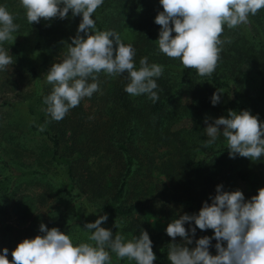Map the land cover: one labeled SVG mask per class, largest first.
<instances>
[{
	"label": "clouds",
	"instance_id": "9594fccd",
	"mask_svg": "<svg viewBox=\"0 0 264 264\" xmlns=\"http://www.w3.org/2000/svg\"><path fill=\"white\" fill-rule=\"evenodd\" d=\"M163 11L158 12L154 22L160 26L157 40L159 50L167 57L178 59L184 68L195 69L201 77H210L221 59L224 43V26L228 29L247 25L249 15H256L264 8V0H159ZM104 0H20L29 24L41 19H66L69 13L80 16L77 34L68 44L65 58L53 63L46 73V83L52 85L43 103L45 111L54 121H61L70 109L79 106L84 98L98 92V74L109 76L127 74L128 83L124 91L131 96L147 94L153 102L159 99L156 79L164 72V66L149 64L147 57L139 61L136 68V50L131 43L125 44L113 30H96L92 18ZM19 25L6 6L0 5V72H7L14 64L9 50L2 45L14 42L13 33ZM83 33V35H81ZM175 33V35H173ZM91 81V82H89ZM222 90L212 94L211 103L220 102ZM205 147L214 144L219 136L227 140L230 158L236 156L258 160L264 157V123L249 110L239 113L228 111L208 123L205 118ZM47 123V122H46ZM222 126V130H221ZM43 127L41 131H43ZM217 185L211 203L203 202L196 214H183L171 221L166 234L171 238L167 258L170 264H264V187L246 200L241 190L224 191ZM108 219L107 213L94 222L85 223L83 231L89 233L87 242L74 243L70 235L57 227L39 225L40 233L17 244L7 259L9 250L0 254V264H112L111 254L118 260L127 258L135 264H153L157 259L152 250V241L146 230L140 229L138 236L126 238L115 235L110 229L101 227ZM123 220L114 223L122 227ZM185 224L190 226L186 229ZM194 224L195 227H191ZM211 229L213 236L193 240L196 229ZM181 242L177 243L176 238ZM216 254L210 253L212 240ZM194 247H188L192 245Z\"/></svg>",
	"mask_w": 264,
	"mask_h": 264
},
{
	"label": "trees",
	"instance_id": "16d2710c",
	"mask_svg": "<svg viewBox=\"0 0 264 264\" xmlns=\"http://www.w3.org/2000/svg\"><path fill=\"white\" fill-rule=\"evenodd\" d=\"M161 11L159 0H104L92 17L96 30L120 33L123 27L129 26L133 33L131 44L136 50L134 63L137 69L142 57H147L149 64L164 66L163 74L156 79L159 96L156 102L147 94H127L124 91L128 83L126 73L109 76L101 72L98 74L100 90L91 98L82 99L79 106L70 109L59 122L51 119L45 111L47 105L43 103L52 89H43L35 100L34 109L29 107V112L34 115L32 127L40 130L53 144L46 156L55 165L63 167L62 172L69 181V187L62 188L66 196L72 190L85 192L86 186L98 199L96 205L114 217H126L137 208L129 201V186L132 177L139 174L145 164L139 163L141 157L147 160L144 178L150 173L149 180L155 171L165 175L170 187H178L180 183L187 189L201 192L209 185H223L216 166L222 165L224 157L228 156L227 142L216 141L205 147L204 142L209 137L199 135L191 123L200 122L207 111L227 115L229 110L237 113L249 110L264 123L263 100L259 96V90L264 88V8L254 16L249 15L247 25L233 29L224 26L221 39L231 42L224 43L221 59L210 77L199 76L195 69L184 68L180 60L169 58L159 50L160 26L154 19ZM80 21V16L73 17L69 13L66 19L54 18L45 24L43 20L38 24L27 21V24L37 33L39 41L35 46L40 55L51 58L63 48L68 38L77 34ZM217 89L223 93L220 102L213 106L211 97ZM183 121H190L191 127L175 129ZM196 135L198 140H193ZM63 142L68 144L67 153L61 150ZM162 146L167 150L162 151L161 156L168 155V158L159 161L156 150ZM196 148L202 156L194 154ZM97 156L121 161L123 172L116 182L110 183L105 174L100 176L90 171L89 162ZM2 164L7 170L11 169L7 162ZM76 168H79L78 172L85 171V180L75 173ZM30 171L52 180V176L41 169ZM234 179L248 182L251 195L257 194L256 183L249 180L247 171L238 169L233 178H224L231 184ZM9 184L11 188L17 185L13 180ZM155 187L159 188V184L155 183ZM196 213L193 210V214ZM167 225L159 223L154 228L155 233L146 230L150 239L160 240ZM208 230L213 236L212 230ZM215 243L213 239V248ZM153 252L157 257L153 264H163L168 245L157 247Z\"/></svg>",
	"mask_w": 264,
	"mask_h": 264
},
{
	"label": "rangeland",
	"instance_id": "374dc122",
	"mask_svg": "<svg viewBox=\"0 0 264 264\" xmlns=\"http://www.w3.org/2000/svg\"><path fill=\"white\" fill-rule=\"evenodd\" d=\"M0 5L6 6L14 15V23L19 25L18 31L13 33L16 36L14 42L12 44L5 42L2 45L9 50L14 64L7 72H0V254L4 248H7L9 260L12 250L23 239L43 235L39 231L41 223L49 229L57 227L61 232L70 235L74 243L87 242L89 233L83 231L84 224L94 222L105 212L96 205L98 199L88 191L86 186L85 192L72 190V193L66 196L62 188H68L69 181L62 172L64 169L55 165L46 156L53 144L40 133V130L32 127L34 115L29 112V107L34 109L35 100L42 90L52 89V85L45 82L46 73L53 63L61 62L65 58L68 44L74 36L68 38L63 48L55 52L51 58L42 56L35 46L39 41L37 33L28 26L20 0H0ZM43 21L44 24L48 22ZM118 34L125 44L132 42L133 33L129 26L123 27ZM259 96L264 106V88L259 90ZM204 115L200 122L191 123L199 135L207 136L205 118L208 119V123H212L214 119L221 116L227 117L228 114L219 115L207 111ZM262 118L264 119V114ZM191 123L183 121L176 125L175 129L190 128ZM35 124L37 125V121ZM192 139L198 140V135L193 136ZM216 141L227 142L222 135ZM67 146L66 142L61 145L64 153L68 151ZM165 150H167L165 146L158 147L156 160L168 158V155L161 156V152ZM195 153L202 156L199 148H196ZM3 162H7L11 169L7 170ZM139 163L145 164L140 169L141 172L132 177L129 186L131 194L129 201L136 205V210L126 217H114L107 214V221L101 224V227L110 229L114 235L119 232L126 238H131L138 236L140 229L155 233L154 228L158 227L159 223L169 224L180 215L193 214V210L198 213L203 202L211 203L209 197L216 194V186L213 185L200 190L201 192H198V189H187L180 183L178 187H170L165 175L155 171L151 173V180L148 178L150 173L144 178L147 174V160L141 157ZM89 164L92 173L100 176L105 174V178L108 179L106 181L110 183L116 182L119 174L123 172L121 161L114 157H93ZM33 168L47 172L52 176V180L41 176V173H32L30 170ZM216 168L220 182L223 184L222 190L239 189L246 200L252 196L250 184L240 179H234L233 184L226 183L224 178H233L235 171L241 169L247 171L249 180L256 183L257 189L264 187V157L250 160L238 155L236 158H230L228 154L224 157L222 165H217ZM75 171L84 180L87 178L85 171L78 172L79 168ZM10 180L16 181L17 185L11 188ZM155 183L159 184V188L155 187ZM171 192H173L172 195ZM121 219L124 222L122 227L115 228L114 223ZM189 226L185 224L186 229ZM203 236L211 237V232L197 228L193 240ZM151 241L153 251L157 247L172 242L166 234V229L160 240L152 239ZM176 242L180 243L181 238L177 237ZM188 247H194V243ZM209 251L213 255L216 254L213 247H210ZM167 254L164 256L163 264H170ZM111 260L112 264H135V261H129L127 258L118 260L114 253L111 254Z\"/></svg>",
	"mask_w": 264,
	"mask_h": 264
}]
</instances>
